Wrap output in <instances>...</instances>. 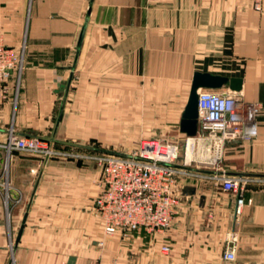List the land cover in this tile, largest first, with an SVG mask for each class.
<instances>
[{
	"label": "crops",
	"instance_id": "1",
	"mask_svg": "<svg viewBox=\"0 0 264 264\" xmlns=\"http://www.w3.org/2000/svg\"><path fill=\"white\" fill-rule=\"evenodd\" d=\"M261 5L0 0V36L24 51L20 81L13 77L10 95L0 96V141L13 127L73 153L113 151L118 133L133 129L116 118L133 117L135 99L170 100L171 86L191 88L197 71L241 78L239 94L264 105V0ZM151 86H158L152 98ZM213 90L233 91L229 84ZM187 97L183 104L179 98L181 118ZM257 122V138L229 140L225 148L227 174L252 179L245 189L251 202L242 212L236 213L235 196L215 183L181 179L172 225L153 234L105 236L94 208L101 177L96 161L69 156L44 164L37 156H8L0 148V264H264V184L256 181L264 178V109ZM178 130L184 139L180 122ZM7 193L11 229L19 230L27 215L13 249L12 231L1 222ZM232 231L238 236L233 260L224 257Z\"/></svg>",
	"mask_w": 264,
	"mask_h": 264
},
{
	"label": "built area",
	"instance_id": "2",
	"mask_svg": "<svg viewBox=\"0 0 264 264\" xmlns=\"http://www.w3.org/2000/svg\"><path fill=\"white\" fill-rule=\"evenodd\" d=\"M262 1L255 0L257 9L262 8ZM23 67V48L17 50L0 36V96L3 99L10 95V80L16 76L17 82L20 81ZM198 109L197 134L185 135L183 143L164 136L150 137L142 139L138 146L126 153H68L57 149L52 139L20 135L11 127L5 140L0 141V148L8 156L13 151L37 156L44 164L54 158L69 156L96 161L101 167V177L94 208L105 235L112 236L119 231L129 235L138 230L153 234L172 225L178 212L181 179L211 181L230 192L236 198L237 214L251 202L245 197V189L252 179L227 174L223 165L224 154L229 140L257 138V115L264 105L246 100L236 91L200 89ZM256 181L264 184V178ZM2 184L6 189L10 186L7 178ZM237 244V233L232 231L225 242L226 259L235 258ZM161 249L165 254L171 251L169 245H163ZM96 264L106 263L100 261Z\"/></svg>",
	"mask_w": 264,
	"mask_h": 264
},
{
	"label": "rangeland",
	"instance_id": "3",
	"mask_svg": "<svg viewBox=\"0 0 264 264\" xmlns=\"http://www.w3.org/2000/svg\"><path fill=\"white\" fill-rule=\"evenodd\" d=\"M162 87L163 86H159ZM157 89L158 86H151V98L154 96L153 90ZM173 89L172 99H160V100H137L135 99L134 101V115L133 117H122V118H116L117 122L119 124L125 126H128L131 124L132 125V131L130 132H121L118 133V140L117 143L115 144V148L113 151L121 152V153H126L129 152L130 150L134 149L137 145L138 142L144 138L148 137H153V136H164V137H169L172 140L175 141H180L183 143L184 141L182 140L183 137L180 134L178 130V125L181 120V115H180V107H181V102L183 104V97L189 96L190 93V87L189 88H184L181 86H171ZM153 89V90H152ZM182 90V92H181ZM184 90V91H183ZM181 92V93H180ZM136 97V94H135ZM182 97V101H179V98ZM188 100V97H187ZM184 112V111H183ZM127 139V140H125ZM133 140L132 143H129L127 145L126 141ZM57 149H59L57 147ZM63 152H68V153H73L75 151H70V150H63L59 149ZM99 150L96 149V152ZM104 151V150H102ZM94 153V152H92ZM12 201L11 198L9 197L7 200V207H6V214L5 217L2 218V223L7 226V229L10 230V221H11V211H12ZM8 226L10 228H8ZM12 234L10 238V248L13 249L15 238L17 236L16 233H18V230L11 229ZM105 234V233H104ZM107 236V235H105ZM100 262V261H99ZM103 262V261H102ZM106 264H116V261H106Z\"/></svg>",
	"mask_w": 264,
	"mask_h": 264
},
{
	"label": "water",
	"instance_id": "4",
	"mask_svg": "<svg viewBox=\"0 0 264 264\" xmlns=\"http://www.w3.org/2000/svg\"><path fill=\"white\" fill-rule=\"evenodd\" d=\"M229 84L231 90L240 92L242 90L243 80L241 78L215 75L209 72L197 71L194 74L191 84L188 100L180 121V130L188 136H194L198 131V96L200 89H217ZM9 210V209H7ZM27 215L24 216L22 224L18 230L14 245H17L21 239Z\"/></svg>",
	"mask_w": 264,
	"mask_h": 264
},
{
	"label": "bare ground",
	"instance_id": "5",
	"mask_svg": "<svg viewBox=\"0 0 264 264\" xmlns=\"http://www.w3.org/2000/svg\"><path fill=\"white\" fill-rule=\"evenodd\" d=\"M189 152V151H188ZM190 155V152L188 153Z\"/></svg>",
	"mask_w": 264,
	"mask_h": 264
}]
</instances>
